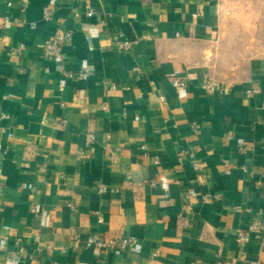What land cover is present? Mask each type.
Instances as JSON below:
<instances>
[{"label":"crops","instance_id":"1","mask_svg":"<svg viewBox=\"0 0 264 264\" xmlns=\"http://www.w3.org/2000/svg\"><path fill=\"white\" fill-rule=\"evenodd\" d=\"M88 1L0 0V264H264L235 242L264 220V58L212 73L245 0ZM100 233L135 242L87 248Z\"/></svg>","mask_w":264,"mask_h":264},{"label":"rangeland","instance_id":"2","mask_svg":"<svg viewBox=\"0 0 264 264\" xmlns=\"http://www.w3.org/2000/svg\"><path fill=\"white\" fill-rule=\"evenodd\" d=\"M236 11L245 18H226L213 47L212 73L221 79L234 80L252 59L264 58V0H245Z\"/></svg>","mask_w":264,"mask_h":264},{"label":"built area","instance_id":"3","mask_svg":"<svg viewBox=\"0 0 264 264\" xmlns=\"http://www.w3.org/2000/svg\"><path fill=\"white\" fill-rule=\"evenodd\" d=\"M83 6L84 13L87 16H92L95 14L94 8L89 4L88 0H79ZM8 5H11V2H8ZM76 12L75 14H77ZM48 17V16H47ZM31 27L35 26L34 22L30 23ZM72 37V33L70 31L62 32L55 34L52 38L45 41L43 44V52L47 58H54L59 54V47L62 43L66 42L67 40H70ZM134 41L130 40H124L120 42V49L124 51H129L132 46L134 45ZM90 70L87 68H79L75 73H67L66 75L68 77H76L79 79H86L90 75ZM171 86L174 89H184L187 88L188 82L181 76L176 75L171 79ZM202 88L206 90H214L216 88H219V86L213 82L212 80H207L202 84ZM221 91L227 93V88H220ZM9 118V115L5 112L0 113V119L6 120ZM191 128L194 132H197L199 129L197 122H192ZM0 131H5V128L3 126H0ZM8 137H12V133H7ZM88 144H92L95 136L93 133L88 134ZM83 152H80L79 156H83ZM199 165L197 162L193 163V167L197 168ZM39 169L41 171H45V165L42 164ZM153 183V181H151ZM98 192H105L107 190V186L105 185H98L97 187ZM33 190H36L34 187ZM73 209V206H72ZM98 222L102 223L103 219L101 216H98ZM2 237L0 236V239ZM251 238H256L258 240H261L262 244H264V220H261L259 218H253L249 221L247 227L245 229L239 230L235 234V242L238 245H244L248 243ZM135 242V238L132 235L128 236H120V237H108L105 234H91L89 235L85 240V246L87 248H94L98 250H107L109 248H118V249H125L128 246L132 245ZM221 264H231L228 261L222 262Z\"/></svg>","mask_w":264,"mask_h":264}]
</instances>
